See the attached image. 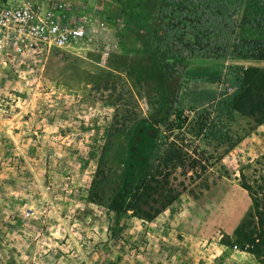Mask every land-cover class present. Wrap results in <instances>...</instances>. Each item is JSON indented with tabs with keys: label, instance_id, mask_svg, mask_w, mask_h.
I'll return each mask as SVG.
<instances>
[{
	"label": "rangeland",
	"instance_id": "rangeland-1",
	"mask_svg": "<svg viewBox=\"0 0 264 264\" xmlns=\"http://www.w3.org/2000/svg\"><path fill=\"white\" fill-rule=\"evenodd\" d=\"M88 5L90 17L81 1L73 14L97 21L90 33L17 57L0 73V264H263L238 231L255 222L240 183L257 191L264 180V123L231 108L248 64L174 57L177 98L156 125L168 88L164 65L142 53L144 2ZM170 143L201 160L170 175L168 186L185 190L152 220L111 210L147 163L162 169Z\"/></svg>",
	"mask_w": 264,
	"mask_h": 264
},
{
	"label": "trees",
	"instance_id": "trees-1",
	"mask_svg": "<svg viewBox=\"0 0 264 264\" xmlns=\"http://www.w3.org/2000/svg\"><path fill=\"white\" fill-rule=\"evenodd\" d=\"M118 1V0H112ZM147 12V36L142 53H152L154 60L163 64L160 75L168 89L165 97L152 115L156 125H162L170 116L177 98L180 63L176 58H241L248 66L242 69V87L234 97L231 108L251 118L259 125L264 121V66L252 65L264 61V36L254 33H237L238 29L264 31V13L243 11L248 6H264V0H142ZM164 56V57H161ZM163 58V59H162ZM165 156L159 164L147 163L146 172L134 185L124 188L123 194L111 198L109 208L116 213L129 210L132 215L152 220L185 190L181 182L170 187L169 177L196 169L200 159L186 156L174 143L165 147ZM243 177V175L241 174ZM172 178V177H171ZM259 190L242 181L240 186L250 199L249 213L255 222L240 223L241 239L256 259L264 264V180ZM209 189V188H208ZM207 191L209 192V190ZM202 197H195L200 201Z\"/></svg>",
	"mask_w": 264,
	"mask_h": 264
},
{
	"label": "built area",
	"instance_id": "built-area-1",
	"mask_svg": "<svg viewBox=\"0 0 264 264\" xmlns=\"http://www.w3.org/2000/svg\"><path fill=\"white\" fill-rule=\"evenodd\" d=\"M68 0H0V73L28 53L64 48L91 32Z\"/></svg>",
	"mask_w": 264,
	"mask_h": 264
},
{
	"label": "crops",
	"instance_id": "crops-1",
	"mask_svg": "<svg viewBox=\"0 0 264 264\" xmlns=\"http://www.w3.org/2000/svg\"><path fill=\"white\" fill-rule=\"evenodd\" d=\"M68 1H70L73 5H75V6H77V4L78 3H80V1L81 2H84L85 3V7L86 8H83L82 9V7H81V11L83 12V14L86 16V15H88L89 17L92 15L91 13H85V12H89L88 10V8L90 7V5H88V2L89 1H94V0H68ZM86 1V2H85ZM78 2V3H77ZM264 123V121L261 123V124H259L258 126H261L262 124Z\"/></svg>",
	"mask_w": 264,
	"mask_h": 264
}]
</instances>
